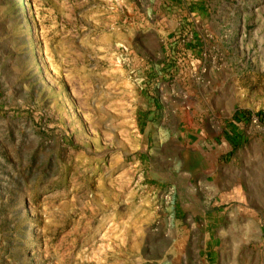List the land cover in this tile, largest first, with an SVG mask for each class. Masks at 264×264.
I'll use <instances>...</instances> for the list:
<instances>
[{
	"label": "rangeland",
	"instance_id": "374dc122",
	"mask_svg": "<svg viewBox=\"0 0 264 264\" xmlns=\"http://www.w3.org/2000/svg\"><path fill=\"white\" fill-rule=\"evenodd\" d=\"M0 264H264V0H0Z\"/></svg>",
	"mask_w": 264,
	"mask_h": 264
},
{
	"label": "crops",
	"instance_id": "0c3cea01",
	"mask_svg": "<svg viewBox=\"0 0 264 264\" xmlns=\"http://www.w3.org/2000/svg\"><path fill=\"white\" fill-rule=\"evenodd\" d=\"M141 117V116H139ZM156 117V116H155ZM155 117H148L151 118L147 121L141 120V123H145L144 128L147 129V133L150 137V139H153L154 136V131L153 128L154 126L157 125L158 120ZM143 119V118H140ZM217 126H214V121H209V122H204L201 121V123L196 127L197 128V134L199 136L197 137L198 144H200V147L195 149H188L187 142H183L181 147V157L184 159V164H186V160L188 158H196V167L195 170H192L193 165H190L187 163V174L189 176H203L208 175L211 176L213 181H217L219 179V174H220V166H215L217 163V149L215 148L216 142H217V135H218V124L216 123ZM145 134L142 137V141H144ZM183 138L181 137L179 140H182ZM186 141V140H184ZM229 180V177L227 178Z\"/></svg>",
	"mask_w": 264,
	"mask_h": 264
}]
</instances>
